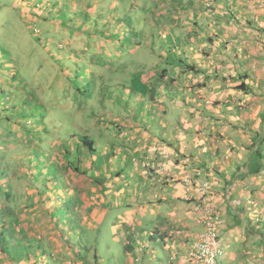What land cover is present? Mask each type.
I'll return each instance as SVG.
<instances>
[{"label":"crops","instance_id":"0c3cea01","mask_svg":"<svg viewBox=\"0 0 264 264\" xmlns=\"http://www.w3.org/2000/svg\"><path fill=\"white\" fill-rule=\"evenodd\" d=\"M40 1L21 0L20 8ZM103 1L74 0L72 5L70 0V11L94 14ZM109 1L113 9L119 6V0ZM133 1L132 8L145 14V33L128 30L125 23L118 30L117 8L104 20L107 29L94 37L99 41L92 43L95 50H80L96 33L79 19L76 29L83 32L84 46L73 47L70 55L80 50L100 64L109 56L123 59L143 52L152 61L139 75L140 85L125 79L121 88L98 95L66 140L53 123L50 137L41 134V124L30 123L42 116L36 94L14 93L0 104V150L16 149L19 163L30 151L24 141L46 152L48 161L40 177L33 178L41 182L43 172L53 170L59 175L50 189L61 185L62 201L73 202L69 228L76 225V232L96 233L110 217L107 238L114 244L108 248L125 254L117 264H158L160 257L165 264H194L188 251L202 230L196 206L205 181L211 183L221 219L219 264H264V0ZM52 17L58 29L60 18L54 12ZM151 29L157 32L151 34ZM61 82L66 93L69 85ZM22 84L20 79L15 89ZM39 137L46 140L37 141ZM63 149L71 162L76 160L73 166ZM15 213L22 237L36 244L57 240L56 248L66 245L55 236L53 224L42 220L46 212L41 207L28 222L25 212ZM14 227L9 231L15 232Z\"/></svg>","mask_w":264,"mask_h":264},{"label":"trees","instance_id":"16d2710c","mask_svg":"<svg viewBox=\"0 0 264 264\" xmlns=\"http://www.w3.org/2000/svg\"><path fill=\"white\" fill-rule=\"evenodd\" d=\"M50 1L53 0H47V2H43L42 5L45 4L47 6V5L57 4L61 6L58 12L59 14L57 15L59 16L60 18L59 22H61L62 25H58L59 26L58 29H57V24L52 21L53 19L52 16L48 17L42 13L40 14L39 10L38 13H35L32 10L34 9V7L38 9L39 7H42V5L40 4L37 6L36 5L31 6L28 9L21 7L20 8L22 13L21 21L24 23V25L29 26L30 22H32L35 18L43 20L46 25L43 28H37L35 30L32 29V34H34V32L37 33L39 31L40 33L43 32L48 34V38L53 34L68 35L66 38H68L69 41L71 40L70 41L71 43L69 45L74 48L80 46L81 44L83 45L84 42L82 41L83 32L78 31L76 29L77 27L76 22L79 19L81 20V25L85 24L88 26L89 24H92L91 27L94 28L93 31L101 33L102 30L100 28H97L96 30L95 28L98 27L101 24V22L104 23V20L101 21L99 19V23H98V20H96L95 17L97 18L105 17L107 19L109 18L108 20H110V18H112L115 15L114 10L118 8L117 7L116 9H113V12L108 11L109 12L108 13L105 12L101 6H98L97 11L94 14H90L88 11L82 9L70 11L72 10L70 8L71 6L70 0L69 1L55 0V2H50ZM133 2L129 4V8H132ZM91 5L92 3L89 4V6ZM53 8L51 11V15H53V12H55ZM123 8H127V7H123ZM126 10L127 9H120V8L117 9V11L121 14L120 17L118 18V22H121V26H123V24L125 23L126 28H128V30H132L135 28V26H131L127 23V20L130 19L131 17L129 14L125 13ZM66 15L69 16L68 18L69 23H63L64 16ZM115 24H117V22ZM66 28L73 30V32L75 31L79 32L80 35L76 37V35L73 32L70 33L69 30H67ZM57 31H61L62 34L61 32H57ZM48 40L50 39L45 40L44 44ZM102 42H106V41H102ZM87 43L88 41H85V46ZM127 43H129V45L133 44L131 43V41H128ZM96 44L98 45V43ZM135 46H139V45L135 44L133 47ZM46 54L49 55L51 53L50 51L47 50ZM76 55H78V58H80L79 62L77 63L78 65L84 63V61H86L87 64V60H89V62L92 64L91 66H95L97 70H99V68L102 69V71H106L107 69H110L109 68L110 64H107V60H103L99 64V62L93 61V56L86 57L80 53V50H77L76 54L74 53H72L71 55L68 54V56L70 57L68 58L67 62L70 63L71 57H73L74 59ZM135 56L137 57V59H139L138 57H140V54H136ZM108 58H111V56H109ZM125 59L126 56H124L122 60L123 68L129 67L130 65L129 64L126 66ZM128 62L129 59L127 60V63ZM100 65L102 66L99 67ZM140 66H142V64L138 63V66L135 67H140ZM63 67L65 66L63 65ZM145 67L143 68V71L145 70ZM108 71H106L105 74H108ZM61 73L63 74L61 78H63V80L69 85L66 92L67 97L71 98L72 102L76 106L78 105V100L83 99L84 104H86L85 107L86 108L90 107L91 106V102L89 101L90 96H88L89 94L88 89L86 90L87 83L80 84L79 82L80 79L74 82V80H71L72 72H69L66 69L65 72L61 71ZM88 73H92V71L88 70ZM19 74L20 73L18 71H14L12 69H10V71L3 70V68L0 65V79H2L0 80V104L9 102L12 99L14 93L18 96L21 93V91L25 92V88H23V84L24 83L26 84L27 80L22 78L20 76L21 74L20 75ZM3 76L12 77V80L14 81L11 82L12 87L6 86L7 84L8 85L10 84V81H8L7 78ZM20 79L23 80L22 87L15 89V86H17V84L19 85ZM1 81L4 82V85H2ZM105 91L106 90H102L100 93H96L93 90L91 93L94 100L95 98L97 99L98 95L99 96L102 95ZM79 104L81 106L83 105L81 102ZM27 108L28 110L31 109L30 106ZM46 120H48V118L45 116V113H43L41 119L37 121H32L30 123L34 125L35 123L37 125L41 124L42 127L40 128L41 134L45 137H50L52 136V130L50 131V128H48ZM60 136L61 134L59 135V137ZM45 137L42 138L39 137L40 139H37V141H44L46 140ZM60 138L66 140L63 136H61ZM78 138H82V137L79 136ZM82 142L85 143L84 141ZM30 143L31 142L24 141L23 145L26 146L25 148L29 149L30 151L25 152L24 153L25 155L21 156L20 163L17 161L18 153L16 149L7 150L4 149L5 147H1L0 150V264H68L67 263L68 261L73 262L74 264H100L102 260L101 259L102 253L101 251L100 252L98 251L99 248L98 243L94 241V244H92L91 246L93 247V253L89 254L88 248L90 246L88 247L87 245V240H88L87 237H89V235L87 234L85 229H83V231L76 232L78 227L75 225L72 229L69 228L71 234H66L64 230L61 228V223L58 222V224L56 225V222L58 221V216H61L62 218H63V214L65 218L71 216L69 208L72 207L73 202L71 200L70 203L68 201H62L61 202L62 207L58 205V209H62V208L64 209L61 211V214H52L51 208L48 207L47 204L45 203V197L49 198L50 195L41 191L43 189H46V191L49 192L50 183H52V181H57L59 175L57 173H54L55 172L54 170L48 173L43 172L42 181L41 182L36 181L35 178L40 177V174L42 173L40 171V169H42L41 166L45 165L43 162L48 161L45 160L46 157L45 154L47 153L46 152L41 153L39 149H31ZM86 145H89V143H87ZM91 146L92 144L90 143V147ZM44 147L50 149L49 146L48 147L44 146ZM63 153L65 160L71 166H73L71 163L75 162L76 160L75 161L72 160L71 162L69 158V156H71L70 152L67 149H63ZM45 169L46 171L50 170L47 168ZM34 175H36L35 178H33ZM38 207H41L46 212L42 217L43 218L42 220L44 219L47 221L49 220L52 222L49 224H55V226L52 225L53 230L55 229L56 231V232L54 231L55 236L65 241V244L68 245L69 247L65 245L64 247L56 248L57 240L55 242H50L49 240L47 242L41 241V244H36L35 241L37 240L27 238L26 235L22 237V233L19 231L18 228H16V226H18L17 221L20 220V217L16 216L15 211L25 212L26 216H23V218L24 220H26L25 222H28L35 215V212H37L34 209L38 210ZM11 227L15 228V232L9 231ZM96 233H94L95 235L91 233L94 235V240L96 239ZM84 239L85 242L83 241ZM40 240L41 239H38V241ZM127 251L128 253L131 252V250H129L128 248Z\"/></svg>","mask_w":264,"mask_h":264},{"label":"rangeland","instance_id":"374dc122","mask_svg":"<svg viewBox=\"0 0 264 264\" xmlns=\"http://www.w3.org/2000/svg\"><path fill=\"white\" fill-rule=\"evenodd\" d=\"M41 2L44 1L41 0L40 3ZM50 2H55V0ZM131 2H133V0H120L118 8L127 9L125 13L129 14L131 17L127 20V23L131 26H135V30L138 32V34L142 35L146 32V24L144 21L145 14H142L136 9L129 8V4ZM71 3L72 5L75 4L74 0H72ZM148 3L149 2L146 1V3L144 4V9L148 5ZM109 4V0L103 1L102 9L105 12H113L114 7L112 8L111 6H109ZM20 5L21 0H0V65L3 70L10 71V69H12L14 71H18L21 74L19 75L25 80H27L26 84H23V88H25V91H27L29 94L33 96L34 94H36L38 96L35 98L38 102V110H40L42 114L48 111L53 112L52 115L50 113L48 114V121L58 127V131L61 136L66 138L67 134L69 137L70 134L75 133V129L74 131L72 130L73 128H75L74 124L78 125L79 121L82 122V118H86V116L91 110V108L85 107L86 104H84L83 99L78 100V105L76 106L72 102L71 98L67 97L65 91H61V88L58 86V84L62 83L61 81H63V78H61L63 76L61 71L65 72L66 69L69 72H72L71 80H74V82L80 79V84L87 83L86 90L88 89V96H90L89 101L91 102V104L96 102L91 93L93 90L96 93H100L102 90L110 91L115 90L118 87L121 88L124 85L125 79L129 81L133 79L134 84L138 83L140 85L139 75H141V70H143V68L147 66L150 61H152L150 57H144L143 52H140V57H138L139 59L144 58V61L140 63L142 64V66L135 67L133 71L132 67L123 68V59L118 58L116 56H113L111 58L106 57L107 64H110V69L106 70H109V76L108 74H105L106 71H102V69L100 68L99 70H97L95 66H91L86 63L78 65L73 60V57H71V62L68 63L67 60L70 56L64 57V55H68L73 52V47L69 45L71 43V40L69 41L68 38H66L68 35H64L61 31H57L61 32L62 35L53 34L48 38V34L43 32L40 33L38 30L37 33L34 32V34H32V29L35 30L37 28H43L46 24L43 20L35 18L32 22H30L29 26L24 25V23L21 21V14L17 12L18 10H20ZM52 8L55 11L54 13L59 14L58 12L61 6L57 4L47 6L44 4L42 5V7H39V9L34 7V9L32 10L35 13H38L39 10L40 14L42 13L48 17H51ZM95 19L98 20L99 23V19L103 21L105 19L108 20L109 18L107 19L105 17H95ZM102 23L103 22H101V24L96 27L95 30L97 28H100L104 32L107 28L104 29ZM116 25L118 30H121V22H117ZM151 30V34L152 32L153 34L157 32L155 30ZM95 33L96 34H94V36L88 40V43L85 47L79 48L80 50H84L85 48H90L91 51L95 50L94 48H92V43H99V41L95 38L96 35H100L98 34L99 32ZM47 39L50 40H48L45 45L44 42ZM117 46L118 44H115V46L110 49L111 54L113 51H115V48H117ZM47 50L50 51V55L46 54ZM97 57L98 55H96V57L94 56V58ZM99 58L100 60H103L105 57ZM128 59L129 62L127 63ZM60 63H62L65 67H63V65ZM138 63L139 62L137 61V57L134 55V53L126 55V66L129 64H132V66H138ZM89 69L90 71H92V73H88L86 71ZM3 77L7 78L10 83L14 82L12 80V77ZM125 90H129L128 87L125 88ZM41 92L44 93V95H40ZM80 102L83 104L82 106L79 104ZM64 103L65 105L62 107ZM109 106L114 107L115 105L113 106L112 103H109ZM48 121L47 125L51 131L52 126ZM93 134L94 131H92L90 135ZM59 153L61 154V152ZM41 192L50 195L49 198H46L45 196L44 197L45 203L52 210V214H61V211L64 210L63 208L58 209V205L62 207L61 202L63 190L61 189V185L54 186L53 189L49 190V192L46 191V189H43ZM68 202L70 203V201ZM71 209L72 208L70 207L69 210L71 211ZM34 210L37 211V209ZM71 221L72 216L65 218L63 214V218L61 216H58V221L56 222V225L58 224V222L61 223V228L64 230V232L66 234H71V231L69 230ZM49 223L52 222L49 221ZM43 224L45 225L46 223ZM53 225L55 226V224ZM108 230L110 232V217L103 224L102 229L98 233H96L95 240L94 233V235L91 233H87L89 235V237H87V245L88 247L90 246L88 248V252L89 254L93 253V247L91 246L93 244V241H95L96 243H98L99 246L98 251H101L102 253V261L100 264H117L119 263V260H121L120 258L125 257V254L123 255L121 251H118L119 248L117 247H114L113 251L108 248V243L114 244L113 239L107 238V236L110 235V233H108ZM48 240L49 239H45L44 241L47 242ZM83 241L85 242V239ZM113 254L116 258L112 257ZM234 259L235 258L233 256L232 260ZM230 262L235 264L233 261ZM158 264H165V260L163 257L159 258Z\"/></svg>","mask_w":264,"mask_h":264},{"label":"built area","instance_id":"2783aa9c","mask_svg":"<svg viewBox=\"0 0 264 264\" xmlns=\"http://www.w3.org/2000/svg\"><path fill=\"white\" fill-rule=\"evenodd\" d=\"M190 183V181H187ZM211 183L203 182L199 187V199L196 210L200 211L198 222L201 231L189 248L188 256L194 264H219L222 254L221 239L218 226L221 222L218 211L212 200Z\"/></svg>","mask_w":264,"mask_h":264}]
</instances>
